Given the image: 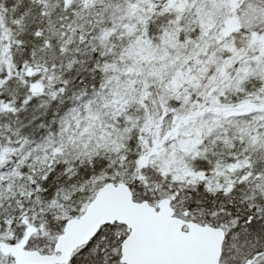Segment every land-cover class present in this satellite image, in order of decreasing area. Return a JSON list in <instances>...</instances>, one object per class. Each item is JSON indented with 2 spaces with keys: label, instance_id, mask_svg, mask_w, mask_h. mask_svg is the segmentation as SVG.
<instances>
[{
  "label": "snow or ice",
  "instance_id": "6c2138e0",
  "mask_svg": "<svg viewBox=\"0 0 264 264\" xmlns=\"http://www.w3.org/2000/svg\"><path fill=\"white\" fill-rule=\"evenodd\" d=\"M0 264H264V0H0Z\"/></svg>",
  "mask_w": 264,
  "mask_h": 264
}]
</instances>
